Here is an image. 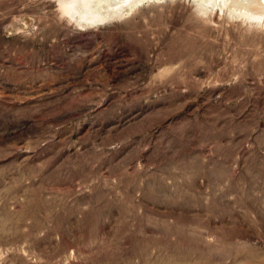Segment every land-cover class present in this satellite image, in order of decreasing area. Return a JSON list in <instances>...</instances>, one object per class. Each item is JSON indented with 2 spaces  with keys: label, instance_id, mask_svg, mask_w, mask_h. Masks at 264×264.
<instances>
[{
  "label": "rangeland",
  "instance_id": "374dc122",
  "mask_svg": "<svg viewBox=\"0 0 264 264\" xmlns=\"http://www.w3.org/2000/svg\"><path fill=\"white\" fill-rule=\"evenodd\" d=\"M233 0H0V264H264V18Z\"/></svg>",
  "mask_w": 264,
  "mask_h": 264
},
{
  "label": "bare ground",
  "instance_id": "6f19581e",
  "mask_svg": "<svg viewBox=\"0 0 264 264\" xmlns=\"http://www.w3.org/2000/svg\"><path fill=\"white\" fill-rule=\"evenodd\" d=\"M232 5L243 14L264 18V0H233Z\"/></svg>",
  "mask_w": 264,
  "mask_h": 264
}]
</instances>
